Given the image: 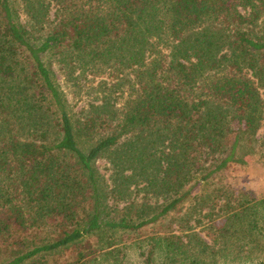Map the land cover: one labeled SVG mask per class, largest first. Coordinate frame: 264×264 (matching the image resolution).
Segmentation results:
<instances>
[{
	"label": "trees",
	"instance_id": "obj_1",
	"mask_svg": "<svg viewBox=\"0 0 264 264\" xmlns=\"http://www.w3.org/2000/svg\"><path fill=\"white\" fill-rule=\"evenodd\" d=\"M251 156L264 0H0V264H122L183 208L143 264H264V194L218 186Z\"/></svg>",
	"mask_w": 264,
	"mask_h": 264
},
{
	"label": "rangeland",
	"instance_id": "obj_2",
	"mask_svg": "<svg viewBox=\"0 0 264 264\" xmlns=\"http://www.w3.org/2000/svg\"><path fill=\"white\" fill-rule=\"evenodd\" d=\"M57 77L60 79V82L65 88L68 98L74 104V109H79L81 106L85 105L88 102V96L83 95V93L74 96L72 94V88L64 85L63 77L59 73H57ZM88 78L92 79L91 76H88ZM95 84L96 82L94 81L93 85ZM96 165L101 173L107 172V167L109 166V164L106 159H98ZM218 183V186L222 185L224 187H228V191L232 190L234 192H238L239 190H243L255 197L262 196L264 194V166L260 162H258L256 157L251 156L248 158V164L246 165H231L230 168L224 173V177L221 178ZM184 210L185 209L183 208L181 211L172 213L167 218L161 221L162 224L159 223L153 228L143 229L142 232L120 233L118 235L119 237L121 236L120 246L125 247V258L122 264H143L138 254V245L143 243L141 242V238H145L147 234L158 229L166 231V229L175 227L176 223L183 221L182 213L184 212ZM197 229L200 228L198 227ZM76 251V247L71 246L69 248H64L62 250L54 252L53 255L48 257L47 264H72L74 262V259L76 258ZM232 263L240 264L236 261H233ZM25 264H28V262H26ZM99 264L108 263L105 260H102Z\"/></svg>",
	"mask_w": 264,
	"mask_h": 264
}]
</instances>
